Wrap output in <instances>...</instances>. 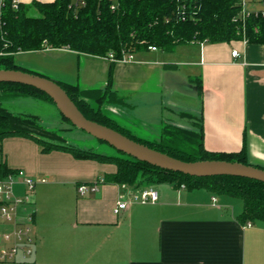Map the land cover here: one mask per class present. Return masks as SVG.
<instances>
[{
	"label": "crops",
	"instance_id": "1",
	"mask_svg": "<svg viewBox=\"0 0 264 264\" xmlns=\"http://www.w3.org/2000/svg\"><path fill=\"white\" fill-rule=\"evenodd\" d=\"M33 1L51 0H18L25 6ZM260 3L256 10L245 9L263 11V0ZM181 46L185 47L177 50L178 61L172 63L154 55L160 49L137 53V60L132 55L126 64L62 49L28 53L69 54L61 65L68 68L51 72L54 78L40 69L33 72L81 89H104L111 70V89L126 103L119 107L133 111L143 126L157 120L163 124L166 108L157 97L162 88H157L163 78H176L174 91L180 100L181 92L190 93L198 108L192 106L193 113L181 109L171 113L187 121L192 130L202 125L205 149L234 153L245 146L249 163L264 167V46L244 41ZM234 50L239 58L231 56ZM178 66L186 69L177 74ZM125 92L134 98L127 99ZM16 100L0 98V109ZM109 106L111 113L119 112L115 105ZM0 163L34 180H45L36 183L30 202L18 209L15 223L0 222V250L18 247L10 260L0 264H264V223H239L243 205L236 198L162 184L152 187L158 194L154 204H131L115 216L113 207L123 188L98 182L116 171L113 165L76 160L59 151L43 154L34 141L23 137L2 141ZM92 184H98L96 192L78 193L79 185ZM13 193L23 198L27 191L17 183ZM29 215L30 243H17L12 237L16 223L23 225ZM4 235L11 237L5 240Z\"/></svg>",
	"mask_w": 264,
	"mask_h": 264
},
{
	"label": "trees",
	"instance_id": "2",
	"mask_svg": "<svg viewBox=\"0 0 264 264\" xmlns=\"http://www.w3.org/2000/svg\"><path fill=\"white\" fill-rule=\"evenodd\" d=\"M241 6V0H51L33 1L29 6L19 3L14 9L11 0H5L0 8V69L36 74L17 65L15 55L42 50L65 49L97 58L112 54L119 59L122 54L133 55L147 51L149 47L170 53L176 47L190 43L244 41L264 46V10L248 12L243 17ZM29 12L35 13L28 15ZM111 80L109 70L104 89H81L77 85L55 82L86 119L111 128L152 150L183 162L225 161L264 170L263 166L249 163L245 146L234 153L206 150L201 124L196 125V130L165 125L158 139L138 138L103 110L107 104H126L112 91ZM196 82L200 93V82L197 79ZM0 98H32L54 105L45 93L20 84L0 83ZM9 137L32 140L43 154L59 151L76 160L115 166L114 173L106 174L98 181L101 184L124 185L132 189L162 184L175 190L182 186L187 191L204 189L214 195L242 201V212L237 216L239 223H264L262 182L230 176L190 177L137 161L118 151L121 157L80 149L29 119L0 109V145ZM13 172L0 163L1 176Z\"/></svg>",
	"mask_w": 264,
	"mask_h": 264
},
{
	"label": "rangeland",
	"instance_id": "3",
	"mask_svg": "<svg viewBox=\"0 0 264 264\" xmlns=\"http://www.w3.org/2000/svg\"><path fill=\"white\" fill-rule=\"evenodd\" d=\"M246 9L248 8L249 10H256L261 3L260 0H244ZM262 9L264 6L261 7ZM260 8V10H261ZM35 12H29L28 15H32ZM185 46H179L174 49V51L168 53H162L160 50L158 53H155L154 55H159V58L163 60L162 62L165 63H172L175 61H178L179 58H177V50L178 49H183ZM145 53V52H142ZM140 54V52L138 53ZM136 54H133V58L137 60L139 56ZM161 55V56H160ZM69 54H62L60 52H47L43 54H35V53H17L15 55V63L19 65L20 67L26 69V70H32L35 71L37 69H40L45 76H48V78H54L52 77L51 72L53 71H62L64 68H68L67 66L63 67L62 61H66L67 59H70ZM171 60V61H170ZM178 69H180V72H177V74L182 73L185 67L178 66ZM48 73H44V72ZM176 74V75H177ZM174 79V80H173ZM177 84L176 78H169L165 77L162 79V86L160 89L162 94H157V97L162 99L163 105L166 109L162 111V122L163 124L160 125L158 122L159 119L157 117V122L154 124L146 125L143 126L144 123L140 121V119L137 117V115L131 111L128 110V108H123L119 106H114L116 109H119V112L117 113H111V107L109 105H105L103 109L104 112L108 113V115H111V118L114 119L122 128H125L126 130H129L132 134L137 136L138 138L144 139V140H155L160 137L161 129L165 125H170V126H177L185 129L192 130V126L187 124L185 120L182 118H178L172 115V112H176L178 110L180 111H185V112H192V106L194 107L197 106L198 108V103L193 102V99L188 96L190 93H182V98L180 100V97L178 96L177 93H175V85ZM126 98L128 99H133L134 95H129V93L125 92ZM124 94V95H125ZM185 99H184V98ZM18 99V100H16ZM14 102H12L9 105H3L1 108L2 110L5 111H13L14 115L18 117H24L29 119L30 121H33V123H36L39 125V127H42L44 130L49 131V132H55L57 133L60 137L64 138L66 143L80 148V149H85V150H91L93 152L99 153V154H104L107 156H116V157H121L119 153L109 145L105 143H101L95 138H92L85 132L79 130V129H74L71 126H69L66 122H64L61 119V116L56 109V107L53 104L44 102L42 100H35L32 98H16ZM2 102V101H1ZM26 102V103H25ZM180 102H183L185 104L191 105V107H184L181 108L179 105ZM110 108V109H109ZM141 108V106H140ZM191 109V110H189ZM108 110V111H107ZM110 112V113H109ZM26 114V115H22ZM152 120V117L150 118ZM158 186V185H157ZM155 187V186H154ZM237 202L236 203H241L240 200L235 199Z\"/></svg>",
	"mask_w": 264,
	"mask_h": 264
},
{
	"label": "water",
	"instance_id": "4",
	"mask_svg": "<svg viewBox=\"0 0 264 264\" xmlns=\"http://www.w3.org/2000/svg\"><path fill=\"white\" fill-rule=\"evenodd\" d=\"M0 83L25 85L45 93L53 101L59 114L68 120L73 127L137 161L190 177L230 176L264 183L263 169L225 161L183 162L139 144L111 128L90 121L82 115L55 81L39 73L32 74L21 70L0 69Z\"/></svg>",
	"mask_w": 264,
	"mask_h": 264
},
{
	"label": "built area",
	"instance_id": "5",
	"mask_svg": "<svg viewBox=\"0 0 264 264\" xmlns=\"http://www.w3.org/2000/svg\"><path fill=\"white\" fill-rule=\"evenodd\" d=\"M5 0H0V8L3 6ZM12 7L14 9L18 8V0H11ZM83 4V3H82ZM241 15L247 16L249 11L245 9V2L241 0ZM65 50V49H62ZM150 51H156L154 47H149ZM231 56L233 58H239L240 53L236 50L231 52ZM131 54H122L121 58L116 59L112 54H108L107 57L102 58L112 63H121L126 64L132 61ZM44 183V179L34 180L27 176L22 170H15L13 173H9L5 176L0 175V222L3 223H15L18 209L24 204H28L31 199V192L35 187L36 183ZM20 183L26 188V195L23 198H18L14 196L13 188L14 185ZM98 184L92 185H79L77 191L79 194L83 195L87 191L96 192L98 189ZM123 188V193L118 196L116 199L115 205L113 207V214L115 216H119L123 213L129 205L131 204H154L158 200V194L152 187H146L143 189H130L124 185L121 186ZM183 186L181 187V189ZM32 223V216L29 215L26 218L25 223L18 224L16 223V228L12 233V237L16 240L17 243H30V239L28 238L29 225ZM249 226V224H248ZM11 235H4L5 240H9ZM18 247L13 246L9 250H0V261H8L10 260L17 252Z\"/></svg>",
	"mask_w": 264,
	"mask_h": 264
}]
</instances>
